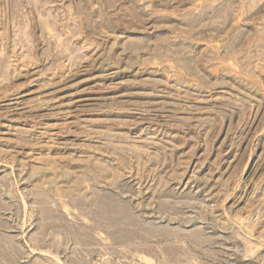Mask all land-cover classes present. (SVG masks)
Masks as SVG:
<instances>
[{
  "label": "rangeland",
  "instance_id": "1",
  "mask_svg": "<svg viewBox=\"0 0 264 264\" xmlns=\"http://www.w3.org/2000/svg\"><path fill=\"white\" fill-rule=\"evenodd\" d=\"M0 264H264V0H0Z\"/></svg>",
  "mask_w": 264,
  "mask_h": 264
}]
</instances>
